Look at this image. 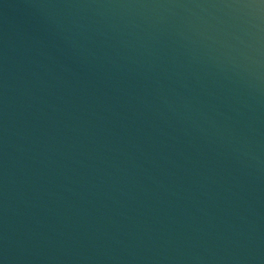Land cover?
Here are the masks:
<instances>
[{"label": "water", "instance_id": "obj_1", "mask_svg": "<svg viewBox=\"0 0 264 264\" xmlns=\"http://www.w3.org/2000/svg\"><path fill=\"white\" fill-rule=\"evenodd\" d=\"M0 264H264V0H0Z\"/></svg>", "mask_w": 264, "mask_h": 264}]
</instances>
